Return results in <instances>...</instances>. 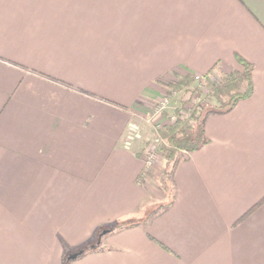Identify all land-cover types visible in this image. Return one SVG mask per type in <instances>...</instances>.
<instances>
[{"label":"crops","instance_id":"1","mask_svg":"<svg viewBox=\"0 0 264 264\" xmlns=\"http://www.w3.org/2000/svg\"><path fill=\"white\" fill-rule=\"evenodd\" d=\"M236 55L253 93L206 118L172 205L71 264H264V0H0V264H63L165 202L133 113Z\"/></svg>","mask_w":264,"mask_h":264},{"label":"trees","instance_id":"2","mask_svg":"<svg viewBox=\"0 0 264 264\" xmlns=\"http://www.w3.org/2000/svg\"><path fill=\"white\" fill-rule=\"evenodd\" d=\"M235 59L240 69L222 74L218 77L219 79L213 77L211 70L198 78H196L195 75H185L178 78L176 81L165 84L167 91L164 97L169 99L182 90L189 89L194 82H197L206 90L204 97L214 100L216 106L206 108V103L197 104L188 114L189 119H184L181 116L184 113L182 106L174 109V114L172 115L175 117L174 120L170 119L171 116L167 117L165 111L161 112V115L168 119V123L161 125L159 128L158 133L162 142L155 147L153 153H158L163 158L164 162L161 176L158 179L159 191L167 198L170 184L171 197L170 199L167 198L165 202L154 204L152 207L148 208L140 218H125L116 221L107 228H103L109 230L104 236L113 231H121L146 224L153 216L162 213L172 205L174 200L173 174L177 164L182 159H185L187 154L198 150L209 142L204 131L206 118L212 114H221L231 111L239 101L250 97L253 93L252 65L238 55L235 56ZM214 68H216V66H214ZM100 231L96 233L93 241L85 243L74 251L67 252L63 256V264H66V256L77 250H82L83 253L75 260L87 253L101 250V239L104 236H102L100 242H98Z\"/></svg>","mask_w":264,"mask_h":264},{"label":"rangeland","instance_id":"3","mask_svg":"<svg viewBox=\"0 0 264 264\" xmlns=\"http://www.w3.org/2000/svg\"><path fill=\"white\" fill-rule=\"evenodd\" d=\"M215 79H219V78H215ZM196 88V89H195ZM205 89L202 85H199L197 82H194L192 84V86L187 89V90H182L181 92L177 93L176 95H174V97L172 96L170 99V101H168V103H165V106L161 105V109L156 110L157 106L159 104H161V101H158L157 103L155 102L152 105V109L151 112L149 111L148 113L144 114H138V113H133L134 114V120L136 122H138L142 129H143V133L145 134L146 137V145L142 148V151L144 150H148L150 152L152 147H157L158 144H156V146H154V135H153V126L154 124H166L168 123V119L163 117L161 115V112L165 111V113H167V117L168 116H172L174 114V109L181 107L183 108V112L184 114L187 112V114H189L191 112V110L193 109V107L197 104H207L206 108H212L216 106V103L214 100H210V99H206L204 97V93H205ZM160 106V105H159ZM158 106V107H159ZM163 110V111H162ZM162 116V119H161ZM189 119V118H188ZM154 158H153V165H156L157 163L162 162V165L164 167V162H163V158L158 154V153H154ZM158 161V162H157ZM146 171V170H145ZM147 172H150V170H148ZM151 183L154 186H158V177L156 176H152L151 179ZM171 188H170V184H169V192L167 193V198L170 199L171 197V192H170ZM157 204V203H155ZM102 244V242H101ZM67 258V256H66Z\"/></svg>","mask_w":264,"mask_h":264},{"label":"built area","instance_id":"4","mask_svg":"<svg viewBox=\"0 0 264 264\" xmlns=\"http://www.w3.org/2000/svg\"><path fill=\"white\" fill-rule=\"evenodd\" d=\"M195 77L198 78L199 76H195ZM165 102H166V98H164V100L160 102L161 104H159L160 106L158 105L159 107L157 106L156 110L161 109V105L163 106ZM181 116L184 119L189 118V115L187 113H185V114L183 113ZM170 119L174 120L175 117L171 116ZM161 125L162 124H154V126H153V135H154V142H155L154 146H156V144H159L160 142H162V139L160 138L159 133H158V130L161 127ZM154 149H155V147H152L150 152L148 150L142 151L141 157H142V160L144 162V169L146 171L151 170V168H152L153 158H154V156H153L154 155V153H153Z\"/></svg>","mask_w":264,"mask_h":264},{"label":"water","instance_id":"5","mask_svg":"<svg viewBox=\"0 0 264 264\" xmlns=\"http://www.w3.org/2000/svg\"><path fill=\"white\" fill-rule=\"evenodd\" d=\"M109 230L102 229L98 235V242H100V239L102 236H104ZM83 253L82 250H77L75 252L70 253L66 258V264H71L78 256H80Z\"/></svg>","mask_w":264,"mask_h":264}]
</instances>
